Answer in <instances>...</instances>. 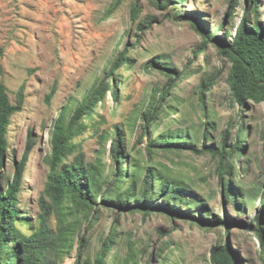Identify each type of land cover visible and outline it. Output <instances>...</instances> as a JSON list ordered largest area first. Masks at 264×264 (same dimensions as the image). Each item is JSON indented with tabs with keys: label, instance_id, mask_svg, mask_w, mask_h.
<instances>
[{
	"label": "rangeland",
	"instance_id": "rangeland-1",
	"mask_svg": "<svg viewBox=\"0 0 264 264\" xmlns=\"http://www.w3.org/2000/svg\"><path fill=\"white\" fill-rule=\"evenodd\" d=\"M228 1L185 0L180 9L186 18L177 20L173 18L175 0L167 8L149 0H0V82L8 89L12 103L22 85L25 95L22 111L11 119L0 180L4 185L12 176L13 164L20 161L31 131L35 144L26 160L19 194V207L25 215L35 221L40 213L38 199L46 185L50 132L60 109L80 101L125 46L131 62L116 72L117 100L107 93L104 104L96 109L94 121L100 122V130L121 127L129 151L134 140L126 125L145 108L154 90L167 89L166 100L175 110L159 122L156 133L181 129L192 134L202 121L201 89L202 105L215 122V131L211 132L215 143L230 127L234 135L237 123L249 133L244 153L235 160L229 179L247 197L257 199L264 189V104L241 106L232 101L226 82L230 63L219 54L214 41L204 45L192 26L196 23L201 30L212 29L222 22L223 27L232 30L246 4L237 0L231 23L228 18L224 20ZM257 3L258 19L264 26V0ZM223 37L222 32H216L215 38ZM158 58L171 69H183L185 76L170 82L156 68L147 67ZM53 87L56 92L47 103ZM78 141L82 142L87 161L97 157L101 147L92 130ZM142 147L137 145L131 152ZM108 148L106 143L105 150ZM103 158L108 161L106 152ZM172 160V169L207 200L215 215L222 218L224 214L236 224H230L227 230L219 226L204 229L162 213L118 215L98 204V221H82L81 233L90 240L91 257L97 252L99 239L115 227L119 247L113 253L118 259L113 261L111 256L108 264H121L129 240L138 249V264H161L162 260L165 264H210V250L225 240L243 264H264L256 236L243 225L251 223L258 201L248 203L245 214H238L219 194L215 160L189 152ZM55 223L52 217V227ZM63 264L76 263L67 257Z\"/></svg>",
	"mask_w": 264,
	"mask_h": 264
},
{
	"label": "trees",
	"instance_id": "trees-1",
	"mask_svg": "<svg viewBox=\"0 0 264 264\" xmlns=\"http://www.w3.org/2000/svg\"><path fill=\"white\" fill-rule=\"evenodd\" d=\"M149 1L162 8L173 2ZM175 2L173 18H186L180 9L185 0ZM237 2L228 1L225 21L228 18V22H234ZM244 3L246 6L241 19L232 30L223 27L222 22L204 30L192 23L204 45L214 41L219 54L230 63L226 82L232 101L241 106L250 102L264 104V26L258 19L257 0H244ZM187 19L190 18L187 16ZM216 32H222L224 37L215 38ZM130 62L125 46L80 101L67 103L60 109L50 132V152L45 159L48 167L46 185L38 199L40 213L35 221L19 207L24 167L35 144L31 131L27 133L25 150L20 161L14 162L12 176L4 185L0 180V264H63L67 257L73 258L76 264H108L111 256L116 261L118 256L113 250L119 247V238L115 227L99 239L94 257L89 253L90 240L81 233L82 221L85 224L98 221L95 216L98 204L118 215L162 213L170 219L178 217L204 229L219 226L227 230L230 224H236V220L224 214L222 218L216 216L207 200L172 169V158H178L185 152L215 160L219 194L222 201L230 203L238 214H245L248 203L258 201L251 223L243 225L256 236L260 259L264 263V189L257 199H251L229 179L235 170V160L244 153L249 133L237 123L234 135L230 127L219 135L220 141L215 143L211 136L215 122L202 105L204 91L200 89L199 92L202 121L192 134L181 129L156 133L159 122L166 120L175 110L166 100L167 89L154 90L145 108L126 125L134 140L129 151L121 127H115L113 131L100 130V122L94 121L96 109L104 104L107 93L117 100L116 72ZM147 67L156 68L170 82L185 76L183 69H171L161 58L150 61ZM55 92L53 87L46 97L47 103ZM24 100L23 85L12 103L8 89L0 82V168L8 149L11 119L22 111ZM173 101L178 99L173 98ZM89 130L101 147L96 151L97 157L91 161L86 160L82 142L78 141ZM106 143L109 144L108 150H105ZM140 144L143 147L132 153L131 150ZM105 152L108 161H104ZM52 217H55V227L51 225ZM126 248L121 264H138L135 243L127 241ZM208 261L210 264H243L226 240L210 250ZM160 263L165 264L163 260Z\"/></svg>",
	"mask_w": 264,
	"mask_h": 264
}]
</instances>
